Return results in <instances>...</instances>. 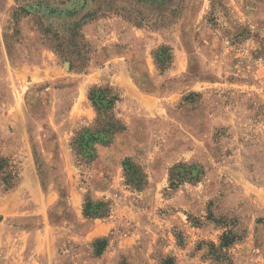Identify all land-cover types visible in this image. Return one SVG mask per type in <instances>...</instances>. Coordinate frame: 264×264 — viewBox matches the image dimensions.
I'll return each mask as SVG.
<instances>
[{
	"label": "rangeland",
	"instance_id": "obj_1",
	"mask_svg": "<svg viewBox=\"0 0 264 264\" xmlns=\"http://www.w3.org/2000/svg\"><path fill=\"white\" fill-rule=\"evenodd\" d=\"M125 39L135 58L108 57L95 84ZM94 86L121 92L128 128L79 167ZM180 164L203 175L172 189ZM0 165L18 177L0 189V264H264V0H0Z\"/></svg>",
	"mask_w": 264,
	"mask_h": 264
},
{
	"label": "trees",
	"instance_id": "obj_2",
	"mask_svg": "<svg viewBox=\"0 0 264 264\" xmlns=\"http://www.w3.org/2000/svg\"><path fill=\"white\" fill-rule=\"evenodd\" d=\"M163 54L157 57L159 64L163 65L161 61ZM171 57V56H170ZM89 101L91 102L95 112L96 119L92 123L90 129H84L77 134V137L71 144L73 156L75 157L77 165H90L97 159V146H109L113 143L115 137L127 130L128 126L125 121L119 116L117 109L123 102L121 92L111 86H94L89 92ZM4 165V164H3ZM0 165V189L4 192L11 191L17 181L18 177H13L6 172V168ZM179 169L184 173H175ZM125 175L129 177L127 185L135 190H143L147 185V175L139 167H137L131 160L124 163ZM203 175L202 171L196 166H188L187 164H180L171 171L170 183L172 189H177L187 181L197 182ZM111 206L108 203H92L88 202L85 206V215L89 218H105L111 213ZM224 223V222H223ZM238 240V237L233 231L223 234L221 238V249L232 247ZM108 246V242L104 239L97 243L98 253L102 254ZM165 264H174V260L169 259Z\"/></svg>",
	"mask_w": 264,
	"mask_h": 264
},
{
	"label": "crops",
	"instance_id": "obj_3",
	"mask_svg": "<svg viewBox=\"0 0 264 264\" xmlns=\"http://www.w3.org/2000/svg\"><path fill=\"white\" fill-rule=\"evenodd\" d=\"M132 34H133V32H132ZM132 36L133 37H131V38L138 40L137 41V43H138L139 42L138 36H140V34L136 31L135 35H132ZM125 43L127 44V47H125L126 46ZM135 44H136L135 42H133L132 40H128V39H125V41H120L119 43L112 41L110 43L111 47H108V49L103 51V54L97 58V64L95 65L97 70H95V74H97L98 77H96V80L94 83L97 84L99 82H103V81L107 80V68H108L107 64L110 63V61H108V59H107L108 57H110L111 61H113V62H115L117 58L119 60L121 58L122 59H128V60L131 58H135L134 50H133V48H131V46L135 45ZM105 59H107L106 62H105ZM122 73H124V72H122ZM88 82L89 81L85 80V83H88ZM82 85H84V83Z\"/></svg>",
	"mask_w": 264,
	"mask_h": 264
},
{
	"label": "water",
	"instance_id": "obj_4",
	"mask_svg": "<svg viewBox=\"0 0 264 264\" xmlns=\"http://www.w3.org/2000/svg\"><path fill=\"white\" fill-rule=\"evenodd\" d=\"M71 7H67V10L70 9ZM67 66H69V64H67Z\"/></svg>",
	"mask_w": 264,
	"mask_h": 264
}]
</instances>
